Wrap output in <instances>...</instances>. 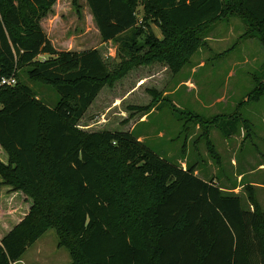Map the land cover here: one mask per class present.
Here are the masks:
<instances>
[{
	"label": "trees",
	"instance_id": "16d2710c",
	"mask_svg": "<svg viewBox=\"0 0 264 264\" xmlns=\"http://www.w3.org/2000/svg\"><path fill=\"white\" fill-rule=\"evenodd\" d=\"M55 2L0 0V77L26 67L29 79L59 95L50 107L23 82L0 86V264L18 261L52 226L82 264H264V211L256 202L253 210L244 209L216 179L196 176L193 166L169 161L129 131L80 127L114 71L95 48L57 51L38 18L30 20L24 11L29 7L42 17ZM86 2L103 42L139 35L150 13L183 32L238 10L264 32V0ZM179 41L189 52L197 44L195 37ZM42 54L46 58L37 59ZM260 92L264 100V81ZM105 149L122 152L132 164L127 191L141 203L143 234L123 218L114 194L123 175L103 162L99 153ZM150 183L163 195L149 206ZM26 195L32 207L24 204Z\"/></svg>",
	"mask_w": 264,
	"mask_h": 264
},
{
	"label": "rangeland",
	"instance_id": "374dc122",
	"mask_svg": "<svg viewBox=\"0 0 264 264\" xmlns=\"http://www.w3.org/2000/svg\"><path fill=\"white\" fill-rule=\"evenodd\" d=\"M24 11L30 20L38 18L57 51L95 48L114 71L115 79L101 90L79 122L85 132L129 131L160 156L183 168L193 166L201 178L216 179L224 189L233 191L225 193H237L244 209L253 208L256 202L264 211V169L259 170L264 165V100L260 92L264 32L246 15L228 10L213 22L180 32L150 13L139 35L126 33L103 42L86 0H56L42 17L33 16L29 7ZM143 16L141 5L137 17ZM182 37L196 38L193 51L182 47ZM14 73L17 82L28 85L43 103L56 104L59 95L53 86L29 79L26 67ZM220 122L226 130L233 129L230 135L222 132ZM99 156L123 175L114 188L123 218L137 232L145 233L141 203L127 191L132 164L122 152L105 149ZM240 173L245 176L239 177ZM248 181L263 187L258 189ZM148 194L149 206L163 195L154 183L149 184ZM26 200L32 207V198L26 195ZM148 239L153 241V232ZM66 243L71 247L70 241ZM66 243L55 227H49L12 264H82L72 259Z\"/></svg>",
	"mask_w": 264,
	"mask_h": 264
},
{
	"label": "crops",
	"instance_id": "0c3cea01",
	"mask_svg": "<svg viewBox=\"0 0 264 264\" xmlns=\"http://www.w3.org/2000/svg\"><path fill=\"white\" fill-rule=\"evenodd\" d=\"M54 5V4H53ZM53 7V6H52ZM51 7V8H52ZM260 169H264V165H260L259 166V170ZM194 174L196 175V176H198V177H200L201 178V176L200 175H198V174H196L195 172H194ZM238 176L239 177H243V176H245L244 175V173H240V174H238ZM203 179V178H202ZM205 180V179H204ZM217 181V180H216ZM248 183L250 184V185H253V186H257L258 187V189H259V186H261V187H263L262 186V184H259L260 182H257V181H248ZM223 189V191H225V192H228V193H231V192H233L232 190H226V189H224V188H222ZM234 192H237V191H234ZM233 195H236V196H238V194L236 193V194H233ZM239 197V196H238ZM24 204L27 206V207H29V204L27 203V200H26V197H25V202H24ZM247 210H253V208H250V209H247Z\"/></svg>",
	"mask_w": 264,
	"mask_h": 264
},
{
	"label": "built area",
	"instance_id": "2783aa9c",
	"mask_svg": "<svg viewBox=\"0 0 264 264\" xmlns=\"http://www.w3.org/2000/svg\"><path fill=\"white\" fill-rule=\"evenodd\" d=\"M15 84H16V78L13 74L7 77L6 76L0 77V86L1 85L13 86Z\"/></svg>",
	"mask_w": 264,
	"mask_h": 264
}]
</instances>
